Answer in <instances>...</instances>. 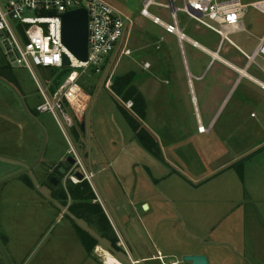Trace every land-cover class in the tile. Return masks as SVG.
Masks as SVG:
<instances>
[{
  "label": "rangeland",
  "instance_id": "374dc122",
  "mask_svg": "<svg viewBox=\"0 0 264 264\" xmlns=\"http://www.w3.org/2000/svg\"><path fill=\"white\" fill-rule=\"evenodd\" d=\"M106 1L126 18L129 27L125 42L135 38L131 48L137 52L132 57L122 55V50L115 52L111 56L112 64L104 73L95 75L89 71L81 77L80 84L92 101L83 119L74 117L73 127L79 128L84 122L86 131L81 133L77 129L74 135L73 128L61 118L64 133L51 113L38 112L43 98L34 75L26 69L14 68L20 95L45 134L26 114L14 91L0 82V157L32 166L45 142L43 158L33 170L39 188L48 187L54 168L72 156L69 153L72 146L85 162L84 166L97 163L99 169L93 167V181L103 199L100 205L108 219L111 215L120 227L123 221L116 217L115 203L112 201L111 206L102 190L108 181L123 209L117 214L133 220L126 227L127 233H122L135 258H151L161 253L167 262L190 264L184 262V256L205 255L210 264H264V127L259 126L264 121V107L255 99L246 100L254 85L245 79L235 93L219 100L206 97L213 96V90L200 91L195 85L199 118L206 127L210 124L214 127L204 135L188 133V127L200 122L193 107L190 110L186 105L174 106V99L179 103L176 96L171 95V83L166 82H177L179 75L163 71L171 64L177 65L163 57L167 49L162 47V37L167 40V33L141 16L145 0ZM241 1L249 5L243 19L246 31L230 38L251 54L264 36V15L251 6L259 0ZM176 3L181 5L179 0ZM149 12L171 22L170 10L151 7ZM178 18L188 38L208 48L218 46V35L199 26L186 14L179 13ZM147 36L152 38L155 54L152 49H139ZM4 41L5 37L0 34L1 61ZM189 46L185 41L192 71H200L208 60L191 57ZM171 47L169 49L175 48L179 57L182 55L180 42L175 41ZM222 55L235 67L245 68L246 61L229 44L224 45ZM145 60L157 67L159 73L141 72L138 62L142 64ZM180 60L178 64H183ZM257 62L263 64L261 58ZM133 67L140 71L137 85L144 88L146 82L152 81L149 83L164 82L166 87L164 90L154 88L153 94L142 89L150 103L142 125L158 132L155 134L159 144L161 141L163 159L155 157L136 139L119 109V105L126 108L127 102L112 92L115 77L128 73ZM34 73L43 87H50L53 81L50 70L34 67ZM248 73L256 75L253 68ZM258 89V97L264 96V91ZM157 90L163 95L157 97ZM22 170L19 165L0 160V182ZM51 198L37 187L36 190L28 188L22 176L1 186L0 240L12 264H104L97 248L107 249L100 243L87 254L81 240L84 233L65 217ZM142 202H146L148 209ZM72 203L69 201L64 206L69 210ZM86 246L91 248L88 241ZM0 264H8L1 249ZM142 264L161 263L148 259Z\"/></svg>",
  "mask_w": 264,
  "mask_h": 264
},
{
  "label": "built area",
  "instance_id": "2783aa9c",
  "mask_svg": "<svg viewBox=\"0 0 264 264\" xmlns=\"http://www.w3.org/2000/svg\"><path fill=\"white\" fill-rule=\"evenodd\" d=\"M179 1L181 5H177V0H167L165 3L145 0L141 15L164 28L166 33L175 35L183 48L182 42L188 40V37L180 26L178 14H186L199 26L220 37L218 50H221L225 44H229L246 61V69L255 68L264 76V36L251 54L230 38L233 34L246 31L243 19L249 5H244L241 0ZM251 6L264 15V0L253 2ZM151 7L170 10L171 22H165L161 17L152 15L149 12ZM82 8L87 10L89 17L86 62L79 60L67 48L62 36V15ZM128 27L124 15L106 0H0V34L5 37L4 59L11 67L26 69L34 75L39 93L43 98V103L37 107V111L51 113L60 123L64 133L61 118L69 128H72L74 119H83L90 108L92 98L80 84L81 77L89 71L95 75L104 73L112 64L111 56L115 52L118 54L122 50V55H131V51L125 46ZM194 45H198L197 42ZM65 57L68 58L69 65H64ZM258 58L262 59L263 64L257 62ZM34 67L50 71L56 69L59 74L66 72L54 93L49 87H43L39 83L35 77ZM145 67L150 68V64H146ZM231 67L236 68L232 64ZM255 82L264 90V80ZM133 105V101L125 103L128 109H132ZM198 132L207 133L208 128L199 123ZM69 153L76 159V164L65 181L74 185L88 181L96 195L95 202L102 205L103 201L93 181L95 177L93 169L90 170L88 166H84L85 163L73 146ZM78 173L83 175L82 180L77 176ZM110 220L119 239L118 246L122 249L120 252H123L128 260L123 262L116 256L121 263L142 264L148 259H155L161 264H180L179 261H165L166 257L161 253L151 258H135L122 234L111 218Z\"/></svg>",
  "mask_w": 264,
  "mask_h": 264
},
{
  "label": "crops",
  "instance_id": "0c3cea01",
  "mask_svg": "<svg viewBox=\"0 0 264 264\" xmlns=\"http://www.w3.org/2000/svg\"><path fill=\"white\" fill-rule=\"evenodd\" d=\"M143 18H145V17H143ZM148 20L151 21L150 19H148ZM151 22H153V21H151ZM153 24L157 25L154 22H153ZM162 30L165 31L164 28H162ZM167 35H168L167 40L165 38L163 39V37H162V40L164 42L162 47L167 49V50H165L166 53H164L163 57L165 59L167 57V59L169 58L168 60H172L173 64L176 63L177 65H179V67H178L177 65L172 66V64H171V66L169 68L166 67L168 70H165L163 68V71L165 73H167L169 71V73L173 72V74H175V76L179 75L176 77L177 82H172L170 80H168L166 82L168 84L171 83V86H172L171 95L176 96L177 101L179 103V104H177L176 100L174 99V101H175L174 106L186 105L187 107H189L190 110L193 107V109H194L193 112L196 113V115L199 119V122L204 125V123L199 118L197 95H196V91H195L196 86L195 85H197L198 90H200V91L201 90L204 91L207 89L213 90L214 91L213 96L208 95L206 97L219 100V99H223L226 94L229 95V94L233 93V91L235 93L237 87H239L241 85V83L245 79H247L250 82L249 84H253L255 87L253 86L251 88V91H249V93L247 95L248 98L246 100H249V101L252 100L253 101L255 99L257 101L258 105L262 104L264 107V96L258 97V95H260V92L258 89L259 86L255 82L257 80H264V76L260 71L253 68L256 72V75L252 76L248 73V70H250V69H246V68L241 69L238 67L233 68V67H231V63L222 55L223 48L221 50H218V46L216 47L215 45H212V48H208V47H205L202 44H200L198 41L193 40L191 38H188V40H186V42H188L190 45L189 46V53H190L191 57L202 58L205 62H206V59L208 60V63L204 67H202V70L198 71L197 69H195V71L194 70L192 71V68L189 64V60L187 58V53H186L185 48H184V42L185 41L182 42V46H183V48H181L182 49V55H180V57H179L178 53L175 51L176 50L175 48L174 49H169V48L174 45L175 41H176V43H179L180 41L173 34L167 33ZM125 39H126V37H125ZM132 39L135 40V38L131 37L129 42L128 41L125 42L126 49H129L131 51V55H129V56L124 55V56L132 57L137 52V49L131 48ZM195 42H197L198 45H194ZM180 46H181V43H180ZM139 49L140 50L152 49V52L154 54L156 51L154 49V43L152 42V38H150L149 36H147V38L144 37V41L141 42ZM158 55L159 54L157 53L156 54L157 58H158ZM175 58H177V61L174 62ZM179 60L182 61L183 64H178ZM158 61H159V59H158ZM145 63H150V68H146ZM153 67H154L153 64H151V62H149L148 60H145L142 64L138 62V68L141 70V72L147 71L148 73H155V72L159 73L157 67H154V69H153ZM163 71H161L160 73H163ZM139 72L140 71L135 70V68L133 67L128 73H135L136 76L134 78L132 85L136 86L137 89L143 94V96L146 100L147 106L150 107V103L148 101V95L143 90L146 88L145 90H147L150 94H153L154 92H152V91H154V88H155V90L157 88L160 90H164V89H166V87L163 85L164 82L150 84L149 82H152V81H149V82H146L144 84V88H142L141 85L136 84V78H137V75ZM128 73H126V74H128ZM237 74H238V77L236 78ZM195 82H196V84H195ZM172 83L174 86L172 85ZM179 87H181V88L179 89ZM172 90H173V92H172ZM262 91H264V90H262ZM155 94L157 95V97L160 95H163L158 90H157V93L155 92ZM202 94H203V92H202ZM203 97L204 96H202V99H203ZM151 103H152V101H151ZM252 116L254 117L255 114L253 113ZM259 126L264 127V121L262 123H260ZM213 127H214L213 124H210L208 127H206V128H208L207 133H199L198 132V123H197L195 125L193 124L192 126L188 127L187 132L189 133V131H190V134L192 133L193 135L194 134L204 135V134L210 133L212 131ZM149 130L157 138H159L157 135L158 132L154 131L153 129H149ZM155 133H157V134H155ZM160 144H161V141H160ZM93 167H96V169H99V165L97 163H95ZM104 186H105V188L102 187V190L106 195L107 201L109 202V204L111 206L113 205L112 204V201H113L115 203V211L120 214V212L123 209H122V206H120V203L118 202L117 198H115L114 195L112 194V185L108 181H105ZM145 204H146V202L141 203V205H145ZM117 213H116L117 219L119 221H121V219H122V221L125 223L124 224L123 222H120V225H119L120 227L117 226L115 219L111 215H109V217L112 219L113 224L116 226V228L122 234L125 242L129 245V242H128L127 238L123 235V233H125V234L127 233L126 227L133 220H132V218L127 217L124 214L120 217V215H118ZM122 231H124V232L122 233ZM130 249L132 250L131 247H130ZM144 258H146V257H144ZM87 260H91V258L90 259L88 258Z\"/></svg>",
  "mask_w": 264,
  "mask_h": 264
},
{
  "label": "trees",
  "instance_id": "16d2710c",
  "mask_svg": "<svg viewBox=\"0 0 264 264\" xmlns=\"http://www.w3.org/2000/svg\"><path fill=\"white\" fill-rule=\"evenodd\" d=\"M66 72L58 73V70H51V79L53 80L50 85V91L54 93L59 85L61 84ZM135 73H128L121 76H116L112 84V92L123 98L124 101H133L132 111L127 110L123 106L119 105L121 114L126 119L130 125L136 139L144 146L149 152H151L155 157L163 159L162 148L159 144L157 137L144 125L142 121L147 116V104L143 94L137 89L136 86L132 85ZM0 79L7 81L12 84L17 91L19 85L14 74V68L11 67L5 59L0 60ZM20 93V92H19ZM33 113V112H32ZM72 133L77 135V129L82 133V123H80L79 128L72 127ZM243 161H240L241 163ZM69 169H67L68 171ZM241 178H243L241 174ZM22 180L32 190H36L35 184L29 175H23ZM68 191L72 198V205L69 207V211L74 214L78 219L84 220L88 223L89 227L93 229L101 238L107 239L111 242L112 246L118 250L122 251L118 246V237L116 232L105 214L102 206L99 203H95L96 196L93 192L88 181H83L78 185H74L68 182ZM66 205V204H65ZM65 217L69 218L78 230L84 233V238L81 240L85 245V250L89 254L92 249L100 245V242L90 235L87 231L82 230V228L72 220L68 215ZM87 241L91 244V248L86 246Z\"/></svg>",
  "mask_w": 264,
  "mask_h": 264
},
{
  "label": "water",
  "instance_id": "95a60500",
  "mask_svg": "<svg viewBox=\"0 0 264 264\" xmlns=\"http://www.w3.org/2000/svg\"><path fill=\"white\" fill-rule=\"evenodd\" d=\"M53 15V14H52ZM62 36H63V42L64 44L67 46V48L81 61L86 62L88 60V40H89V17H88V12L86 9H77V10H73L67 13H64L62 15ZM69 60L67 57H65L64 59V65H69ZM0 82L4 83L5 85H7L8 87H10L14 93L17 95V97L19 98L26 114L38 125L41 127V125L39 124V122L37 121V119L35 118L34 115H32V113H30V111L28 110L24 99L21 97L20 93L13 88L9 83L3 81L2 79H0ZM41 129L43 130V128L41 127ZM82 131L85 132L86 131V126L85 123H82ZM44 132V130H43ZM45 134V132H44ZM45 149H46V144L44 142V145L41 149V152L39 154V157L37 159V161L34 163V165L32 166H28L27 164H24L22 162H18V161H13L10 159H6V158H1V161H5L8 163H12V164H16L19 165L20 167H23L24 169L22 171H20L19 173H16L14 175H11L5 179H3L0 182V188L1 186L6 183L7 181L16 178V177H21L25 174L30 175L33 183L35 184V187H37L41 193H43L44 195H48L50 194V191L47 188H39L38 187V183L37 180L33 174V170L39 165V163L41 162L43 155L45 153ZM68 163H70L71 165L75 164V160L70 157L68 158ZM77 176L79 177L80 180L83 179V175L81 173H78ZM63 194V193H62ZM61 194V199L65 200L67 198L68 195H62ZM59 206V208L66 214L68 215L72 220H74L82 229H84L85 231H87L90 235H92L94 238H96L101 245L106 248L110 253H112L113 255L117 256L121 261L123 262H128L126 255L123 252H120L118 250H116L111 242L107 239L101 238L94 230H92L88 223L84 220H80L78 219L74 214H72L66 207L62 206L61 204H57ZM145 209H148V205L145 204L144 205ZM0 249L1 252L3 253L6 261L8 264H12V261L7 253V251L5 250L1 240H0ZM184 262H189L190 264H210L208 257L205 255H187L184 256L183 258Z\"/></svg>",
  "mask_w": 264,
  "mask_h": 264
},
{
  "label": "flooded vegetation",
  "instance_id": "af4514ba",
  "mask_svg": "<svg viewBox=\"0 0 264 264\" xmlns=\"http://www.w3.org/2000/svg\"><path fill=\"white\" fill-rule=\"evenodd\" d=\"M70 157H72L75 160V164H76V159L73 156H70ZM70 157H68V158H70ZM68 158L64 161L65 163H60L59 165H57L54 168V170L52 172L53 175H51L48 178V187H44V188H47L50 191L49 196L52 197L51 199L55 203L61 204L62 206H64L67 202H69V201L71 202L72 201V198H71V196L69 194V191H68V181H65V180H66L69 172L72 170V168L74 167L75 164L71 165L70 163H68ZM88 168L90 170L93 169V165L88 166ZM67 169H69V170L67 171ZM62 193L64 195H68L65 200L61 199V194ZM95 203H98V202H95ZM65 206H67V204Z\"/></svg>",
  "mask_w": 264,
  "mask_h": 264
},
{
  "label": "bare ground",
  "instance_id": "6f19581e",
  "mask_svg": "<svg viewBox=\"0 0 264 264\" xmlns=\"http://www.w3.org/2000/svg\"><path fill=\"white\" fill-rule=\"evenodd\" d=\"M99 252H101V256L103 257L104 264H123L116 258V256H114L112 253L108 252L107 250L102 249L101 247H99Z\"/></svg>",
  "mask_w": 264,
  "mask_h": 264
}]
</instances>
